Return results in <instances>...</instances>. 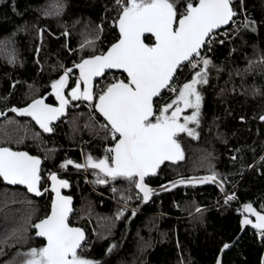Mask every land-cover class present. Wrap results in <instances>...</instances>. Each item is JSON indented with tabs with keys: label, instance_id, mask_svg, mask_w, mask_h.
<instances>
[{
	"label": "trees",
	"instance_id": "trees-1",
	"mask_svg": "<svg viewBox=\"0 0 264 264\" xmlns=\"http://www.w3.org/2000/svg\"><path fill=\"white\" fill-rule=\"evenodd\" d=\"M56 2L0 0V146L43 157L41 191H45L51 172L69 182L64 188V193L74 198L69 223L86 233L78 250L85 257L99 264H179L181 257L185 264L214 263L220 247L239 232V204L253 202L258 210L264 207V120L259 118L264 115V0H232L237 12L234 23L215 32L211 50L207 46L201 50L212 64L208 82L199 87L203 100L197 135L179 133L184 158L166 161L145 181L159 186L180 176L215 170L218 180H224L225 194H235L236 199L227 203L225 194L209 183L179 184L154 194L147 202L142 195L137 198V189L122 178L96 183L93 169L74 166L84 163L89 154L103 156L110 145V138L105 139L99 128L103 119L94 109L92 113L88 110L87 101L68 97L70 103L63 117L50 125V133L28 114L12 111L38 96L56 105L50 82L62 74L61 63L72 68L81 56L105 51L119 37L114 23L119 11L116 0H63L59 14L45 15ZM246 15L255 20V31L241 27L233 35ZM101 24L103 31L98 33ZM97 35L94 49H80L83 42ZM151 39L148 35L145 42ZM192 71L188 66L178 70L173 86L189 80ZM76 75L78 69L73 68L66 96ZM116 76L125 77L107 73L95 83L96 91L114 82ZM172 96L166 89L156 105ZM66 159L74 164L61 167ZM129 196L131 199H126ZM50 200L49 192L36 198L0 178V241L13 229L27 227L24 239L0 244V264H19L24 257L17 253L44 244L35 237L32 225L47 215ZM121 209L124 211L117 219ZM109 246H113L111 251ZM262 259L264 237L259 239L256 231L246 228L223 254L222 264H261Z\"/></svg>",
	"mask_w": 264,
	"mask_h": 264
},
{
	"label": "snow or ice",
	"instance_id": "snow-or-ice-1",
	"mask_svg": "<svg viewBox=\"0 0 264 264\" xmlns=\"http://www.w3.org/2000/svg\"><path fill=\"white\" fill-rule=\"evenodd\" d=\"M116 4L119 11L114 23L118 26L119 38L106 51L81 56L79 62H73L72 68L61 63L62 74L50 82L58 104L45 103L44 97L38 96L25 107H13L12 111L28 114L44 132L50 133L53 131L51 122L65 113L70 103L68 97L89 102V107L103 118L99 128L105 133V139L110 138V145L104 148L103 156L89 154L84 163H75L74 166L93 169L95 182L99 184L122 178L138 190L137 198H141L142 194L143 202H147L157 189L147 184L146 178L156 174L166 161L175 162L184 158L178 134L197 135L189 127V122L199 124L203 96L198 86L208 82V69L212 64L209 57L201 55V50L205 46L211 50L216 30L234 23L237 12L232 0H116ZM51 7L53 10H46L45 15L59 14L64 7L63 0H57ZM255 23L246 15L233 35L241 27H251L255 31ZM96 31L102 33V24L97 26ZM145 34H150L152 38L148 43L145 42ZM98 39L99 35L86 40L80 49L86 46L94 49ZM185 66L193 70L191 79L174 87L175 74ZM73 68L78 69V75L66 96L65 89L69 86ZM113 69L122 70L126 76L123 79L114 78V82L107 83L97 92L94 78L102 77L106 70ZM164 89H169L174 98L170 103L157 106L154 98L161 96ZM185 109H191V114L183 115L181 120ZM259 118L264 120V115ZM233 159L236 157L233 156ZM261 159L264 160V157ZM40 164L39 156L0 147V177L11 184L25 185L28 192L37 195L40 194ZM69 164L74 162L66 159L61 167ZM218 176L219 173L213 170L204 176H180L168 181L167 185L174 188L178 184L211 181L218 183L224 191V180L218 181ZM49 178L51 191L55 194L51 210L32 225L37 230V236L45 238L46 243L22 254L17 253L24 257L19 264H99L78 251L82 248L85 234L83 229L69 223L72 197L61 195L60 191L62 187L67 188L69 182L58 179L55 172H51ZM164 189L165 186L161 185L160 190ZM224 199L227 203L236 197L234 193H226ZM243 210L254 215L255 221L244 215L241 225H252L264 237V207L257 210L251 203H245ZM123 211L121 209L116 214L117 219ZM196 211L199 213L201 209ZM132 214L135 215V209ZM26 232V226L13 229L0 244L7 245L13 238L22 240ZM231 246L224 243L221 253ZM112 247L109 246L108 250L111 251ZM179 264H185L182 257ZM216 264H222L220 257H217ZM261 264H264V259Z\"/></svg>",
	"mask_w": 264,
	"mask_h": 264
},
{
	"label": "water",
	"instance_id": "water-1",
	"mask_svg": "<svg viewBox=\"0 0 264 264\" xmlns=\"http://www.w3.org/2000/svg\"><path fill=\"white\" fill-rule=\"evenodd\" d=\"M230 24V23H229ZM228 24V25H229ZM227 25H224V26H221L218 30H220V29H222V28H225ZM116 28H117V31H118V34H119V29H118V26L116 25ZM218 30H216V31H218ZM148 35H150V34H145V37L146 36H148ZM145 37H144V39H145ZM119 38V37H118ZM114 43V42H113ZM110 46V45H109ZM108 46V47H109ZM107 47V48H108ZM107 50V49H106ZM105 50V51H106ZM111 72H117V73H121V74H123L124 76H126V73H123V71L122 70H116V69H113V70H106V74L107 73H111ZM106 74H104V75H106ZM104 75H102V77H96V78H94V84L97 82V80H99V79H101V78H103L104 77ZM175 76H176V74H175ZM166 89H164V90H162V93L165 91ZM160 97V96H159ZM158 98V97H157ZM157 98H154L155 99V101H156V99ZM46 103V102H45ZM95 110V109H94ZM96 112V111H95ZM97 113V112H96ZM98 114V113H97ZM63 115L64 114H62L60 117H58L57 118V120H59L61 117H63ZM99 115V114H98ZM100 116V115H99ZM101 117V116H100ZM102 118V117H101ZM103 119V118H102ZM56 120V121H57ZM34 122H35V120H33ZM55 121H53V122H51V124L52 123H54ZM36 123V122H35ZM36 125L37 126H39L37 123H36ZM0 147H7V146H0ZM12 150H14V151H25V152H27L25 149H22V150H16V149H13V148H11ZM29 153V152H28ZM30 155H33V156H39V155H36V154H31V153H29ZM40 158H41V164H40V172H41V168H42V163H43V157H41V156H39ZM151 175V174H150ZM204 175H207V174H201V175H191V176H183V177H195V176H204ZM1 179H2V181L6 184V185H8V186H10V187H14V186H17V187H22V188H24L26 191H27V187L25 186V185H20V184H11V183H9V182H7V181H4L3 180V178L2 177H0ZM57 178L58 179H60L58 176H57ZM148 178V177H147ZM146 178V179H147ZM178 178V177H177ZM177 178H175V179H177ZM175 179H172V180H175ZM62 180V179H61ZM172 180H170V181H172ZM146 181V180H145ZM219 181V180H218ZM41 182V181H40ZM168 182V181H167ZM167 182H165V183H163V184H161V185H164L165 186V189L164 190H160V186L161 185H159V186H151V187H153V188H155V189H157V191L154 193V194H156V193H159V192H163V191H166V190H169V189H171V188H173V187H168V185H167ZM51 180H50V178H49V183H48V186L46 187V189H45V191L46 192H50L51 193V200H52V198L54 197V193L51 191ZM205 183H209V184H212V185H214V186H216L219 190H220V192L224 195L225 194V190L224 191H222L221 190V188L218 186V183H213V182H211V181H208V182H205ZM179 185V184H178ZM177 186V185H176ZM39 188H40V184H39ZM224 188V187H223ZM45 191H41V189H40V194L39 195H37L36 193H31V192H28L27 191V193L28 194H30V195H32V196H34V197H36V198H40L41 196H42V194L45 192ZM60 191H61V195H64V196H70V195H68V194H65L64 193V187H62L61 189H60ZM138 191V190H137ZM153 194V195H154ZM142 195V194H141ZM152 195V196H153ZM151 196V197H152ZM70 197H72V196H70ZM150 197V198H151ZM51 200H50V205H49V211H48V213L50 212V210H51ZM230 201V200H229ZM245 203H251L252 205H253V207L254 208H256L255 206H254V204H253V202H245ZM245 203H241V204H239V206H240V209L242 210V215H241V217L239 218V232L236 234V236L230 241V242H227V243H229L230 245H232L229 249H225L224 250V252L223 253H221V248H222V246L220 247V249H219V251H218V253H217V255H216V258H215V261H214V263H212V264H216V260H217V257H220V259H221V262H223V254L225 253V252H227L228 250H230L233 246H234V244L236 243V241L241 237V235L244 233V231H245V229L246 228H249V229H251V230H254V231H257L252 225H241V223H240V221H241V219L243 218V216L244 215H247L248 217H249V219H252L253 221H255V216L254 215H252V214H250V213H247L246 211H244L243 210V205L245 204ZM70 207H71V209H72V211L70 212V214H69V218H68V220L70 219V217L72 216V214H73V212H74V198L72 197V200H71V202H70ZM257 209V208H256ZM258 210V209H257ZM47 213V214H48ZM42 219V218H41ZM38 222V220L35 222V223H37ZM34 223V224H35ZM72 226H74V225H72ZM75 227H79V226H75ZM79 228H81V227H79ZM33 229H34V227H33ZM82 229V228H81ZM34 231H35V237L36 238H39V239H42L43 241H44V244L46 243V239L45 238H43V237H39V236H37V234H36V232H37V230L36 229H34ZM84 231V230H83ZM84 234H85V240H86V233H85V231H84ZM85 240H83V241H81V244H82V246L84 245V242H85Z\"/></svg>",
	"mask_w": 264,
	"mask_h": 264
},
{
	"label": "rangeland",
	"instance_id": "rangeland-1",
	"mask_svg": "<svg viewBox=\"0 0 264 264\" xmlns=\"http://www.w3.org/2000/svg\"><path fill=\"white\" fill-rule=\"evenodd\" d=\"M199 70V69H198ZM115 79H120L119 78V76H116V78ZM191 79V78H190ZM201 86V85H200ZM200 86H198V87H200ZM70 91V90H69ZM171 92V91H170ZM66 95V94H65ZM174 98V96H172L167 102H162V104L161 105H159V106H162L163 104H165V103H170L171 102V99H173ZM57 101V100H56ZM57 104H58V101H57ZM87 107H88V110L92 113L93 112V108H90L89 107V104L87 105ZM191 109H185L184 110V112L182 113V116H181V120H182V118H183V115H190L191 114ZM189 127H191V128H193L194 130H195V127H196V123H194V122H189ZM85 173V172H84ZM49 176H50V173L48 174V178H49ZM49 180V179H48ZM49 183V182H48ZM48 183H47V186H48ZM46 186V187H47ZM50 193V192H49ZM2 228H4V227H2ZM33 248V247H32Z\"/></svg>",
	"mask_w": 264,
	"mask_h": 264
},
{
	"label": "built area",
	"instance_id": "built-area-1",
	"mask_svg": "<svg viewBox=\"0 0 264 264\" xmlns=\"http://www.w3.org/2000/svg\"><path fill=\"white\" fill-rule=\"evenodd\" d=\"M242 213V212H241ZM257 232V237L260 239V238H263L261 235H260V233L258 232V231H256Z\"/></svg>",
	"mask_w": 264,
	"mask_h": 264
}]
</instances>
